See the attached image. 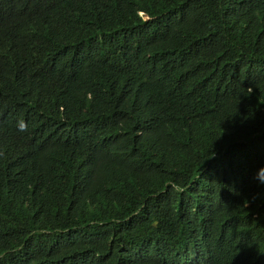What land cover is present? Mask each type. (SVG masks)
Masks as SVG:
<instances>
[{
  "label": "trees",
  "instance_id": "16d2710c",
  "mask_svg": "<svg viewBox=\"0 0 264 264\" xmlns=\"http://www.w3.org/2000/svg\"><path fill=\"white\" fill-rule=\"evenodd\" d=\"M264 0H0V264H264Z\"/></svg>",
  "mask_w": 264,
  "mask_h": 264
},
{
  "label": "clouds",
  "instance_id": "9594fccd",
  "mask_svg": "<svg viewBox=\"0 0 264 264\" xmlns=\"http://www.w3.org/2000/svg\"><path fill=\"white\" fill-rule=\"evenodd\" d=\"M262 171H264V168L260 169L259 173L262 172ZM257 179L259 180L260 183H264V179H262L259 174L257 176Z\"/></svg>",
  "mask_w": 264,
  "mask_h": 264
}]
</instances>
